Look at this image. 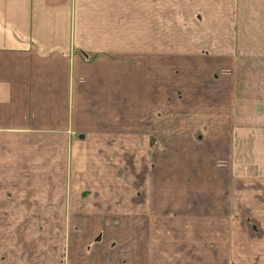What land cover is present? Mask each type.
Masks as SVG:
<instances>
[{
    "label": "crops",
    "instance_id": "0c3cea01",
    "mask_svg": "<svg viewBox=\"0 0 264 264\" xmlns=\"http://www.w3.org/2000/svg\"><path fill=\"white\" fill-rule=\"evenodd\" d=\"M0 264H264V0H0Z\"/></svg>",
    "mask_w": 264,
    "mask_h": 264
},
{
    "label": "rangeland",
    "instance_id": "374dc122",
    "mask_svg": "<svg viewBox=\"0 0 264 264\" xmlns=\"http://www.w3.org/2000/svg\"><path fill=\"white\" fill-rule=\"evenodd\" d=\"M185 116L188 117V114H185ZM158 120H159V127L157 129L158 130V138H157L158 141L155 140L156 137L154 135H152L153 138H154V144L151 145V155H153L154 153H158L160 156L165 157L167 155L168 150L166 148V145L163 143L162 139H166V135H168V133L171 132V131L173 132L174 129H170V127H169V121L167 120L166 114L159 112V114H158ZM201 137H202V134H201L200 131H198V138H199L198 139V142L204 140L203 137L202 138ZM193 146H195V145H193ZM128 155L129 154H127V158H129V157L132 158L131 156H128ZM148 162L149 161H147V162L145 161L143 163L145 164V163H148ZM127 163L129 164L130 161L128 160ZM145 171L146 170L143 169V172H145ZM141 178H142V180H144V175L141 176ZM187 179L190 181V178L189 177ZM207 182H211L212 183V180L207 181ZM191 183H192V181H191ZM142 184H145V182L143 181Z\"/></svg>",
    "mask_w": 264,
    "mask_h": 264
}]
</instances>
